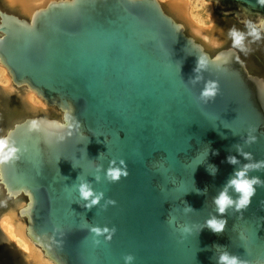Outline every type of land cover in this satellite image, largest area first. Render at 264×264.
Returning <instances> with one entry per match:
<instances>
[{
  "label": "water",
  "instance_id": "1",
  "mask_svg": "<svg viewBox=\"0 0 264 264\" xmlns=\"http://www.w3.org/2000/svg\"><path fill=\"white\" fill-rule=\"evenodd\" d=\"M213 1L264 30V0ZM0 34L12 81L63 112V120L16 122L3 152L17 151L0 162L6 192L28 196L20 214L46 256L56 264H217L228 251L264 264V186L247 209L227 210L222 233L206 226L222 218L213 197L234 168L264 161V77L237 49L211 55L160 0H50L29 18L0 10ZM209 80L219 91L205 103ZM125 165L126 177L107 179L109 167ZM249 176L264 179V169ZM83 181L94 197L103 193L90 210Z\"/></svg>",
  "mask_w": 264,
  "mask_h": 264
},
{
  "label": "rangeland",
  "instance_id": "2",
  "mask_svg": "<svg viewBox=\"0 0 264 264\" xmlns=\"http://www.w3.org/2000/svg\"><path fill=\"white\" fill-rule=\"evenodd\" d=\"M49 1L50 0L43 5L35 7V9L44 7ZM160 1L165 10L179 22L185 24L187 33L202 43L211 55H215L219 50L234 47L240 52L241 57L246 62L249 70L255 75L264 77V32L262 29L256 26L249 27L246 23L241 22L235 13L218 11L216 9V2L213 0H188L195 9L200 11L206 25L212 26L216 31L223 32L219 43L208 45L203 39L196 37L189 30L186 23L167 7L169 0ZM0 6L4 7L9 12L20 15L21 17L29 18L31 16V13L22 11L18 5H10L6 0H0ZM210 13H212V17L209 16ZM238 37L240 38L239 43L236 42ZM1 66L3 67V65L0 64V94L2 95V97H0V140H4L8 129L13 127L16 122L21 121L26 117L46 116L63 120V112L57 107L49 105L43 100V98H41L43 103L33 104L29 98V93L32 90L26 86H15L8 69L9 80H6L8 78L1 73ZM5 90L9 92L5 94ZM26 104L31 106L32 109L28 108V105ZM0 194L5 202L1 215L14 212L18 215L17 219H19V222L23 223L27 230L28 220L25 216L20 214V209L26 206L28 196L21 194L17 198L8 197L5 194V188L2 184H0ZM35 245L46 258L50 259L46 256L41 246L36 243ZM5 256V253L0 250V260L4 259Z\"/></svg>",
  "mask_w": 264,
  "mask_h": 264
},
{
  "label": "clouds",
  "instance_id": "3",
  "mask_svg": "<svg viewBox=\"0 0 264 264\" xmlns=\"http://www.w3.org/2000/svg\"><path fill=\"white\" fill-rule=\"evenodd\" d=\"M237 43L240 42V38H237ZM204 67V61L201 59H197L196 67L193 69L195 73H199L201 68ZM193 81L202 79V76H196L190 78ZM219 91L218 82L209 80L205 83L203 90L201 91L200 98L207 103L209 100H212L216 97ZM71 135V133H70ZM256 137L252 136L246 139V143L255 142ZM7 145V141L0 140V162L8 161L17 151L15 148L10 149L6 154L3 152L4 148ZM238 153L242 155L245 160L251 161L252 154L249 152L243 151L241 146H238ZM218 154V153H217ZM227 163L231 165H238L240 161L238 156L229 155L227 158ZM115 163V161H113ZM120 163L122 165L125 164L124 160H121ZM102 167V166H101ZM212 168H215V173H211L213 175L216 174L218 168L212 165ZM264 169V161L253 162V163H245L242 167L234 168L232 175L226 180L225 184L219 191V193L213 197V202L216 205L217 212L221 215L222 218H217L216 216H212L206 221V226L210 228L213 232L219 234L222 233L228 223L226 216L224 214L228 209L234 208L235 211L241 212V210H245L252 202V197L256 194L257 186H264V179H261L257 176H249L250 170H259ZM127 167H109L107 170V179L110 181H118L122 176L126 177L128 175ZM79 178V176H78ZM99 179V177L97 178ZM79 193L83 200H88L90 197H94V191L91 188L90 184L87 181H83L79 184ZM231 190V191H230ZM207 189L203 190V193L206 194ZM197 192H201V190L197 189ZM233 193L237 195H233ZM103 196L101 192L99 195H95L93 199H91L90 203L84 204L83 207L87 209H91L93 205L98 204L100 198ZM111 203H115V201H110ZM188 210H194L190 205H187ZM92 231L97 235L100 234V229L98 227L92 228ZM107 231V229H105ZM182 231L185 233H190L191 229L188 225H184L182 227ZM111 239V236L108 237ZM223 247V246H219ZM126 261H132L133 256L128 255L125 257ZM217 264H244V262L239 258V256L235 254H230L228 251H224L221 253L217 259Z\"/></svg>",
  "mask_w": 264,
  "mask_h": 264
},
{
  "label": "bare ground",
  "instance_id": "4",
  "mask_svg": "<svg viewBox=\"0 0 264 264\" xmlns=\"http://www.w3.org/2000/svg\"><path fill=\"white\" fill-rule=\"evenodd\" d=\"M10 5H18L22 11L32 13L35 7L43 5L48 0H6ZM167 7L181 18L189 30L208 45H215L221 41V31H216L212 26L206 25L200 11L195 9L188 0H169ZM212 17V13L209 15ZM185 25V24H184ZM1 73L8 77L7 68L1 66ZM5 94L9 91L5 90ZM33 104L43 103L41 97L35 92L29 93ZM28 105V104H26ZM28 108L31 106L28 105ZM20 216V215H19ZM18 215L14 212L2 215L0 218V249L5 253V258L0 264H55L39 251L33 240L29 237L23 223L19 222Z\"/></svg>",
  "mask_w": 264,
  "mask_h": 264
},
{
  "label": "flooded vegetation",
  "instance_id": "5",
  "mask_svg": "<svg viewBox=\"0 0 264 264\" xmlns=\"http://www.w3.org/2000/svg\"><path fill=\"white\" fill-rule=\"evenodd\" d=\"M0 10H2V11H6V12H9L8 10H6L4 7H2V6H0ZM9 13H13V12H9ZM16 14V13H15ZM18 15V14H17ZM20 16V15H19ZM241 21V20H240ZM242 22V21H241ZM243 23H245V22H243ZM249 26V25H248ZM249 27H251V26H249ZM256 27H259L260 29H262L260 26H256ZM262 31L264 32V30L262 29ZM0 36H1V34H0ZM240 53V52H239ZM241 55V54H240ZM246 63V62H245ZM0 64L1 65H3L1 62H0ZM247 65V64H246ZM248 67V66H247ZM249 69V68H248ZM250 71V70H249ZM251 72V71H250ZM252 73V72H251ZM13 84L15 85V86H17V87H24V86H19V85H17V84H15L14 82H13ZM1 87V86H0ZM27 87V86H26ZM0 97H2V95L0 94ZM3 186V185H2ZM5 194L8 196V197H11V198H17V197H14V196H10L7 192H6V190H5ZM24 194V193H23ZM21 195V194H20ZM19 195V196H20ZM26 195V194H25ZM27 196V195H26ZM4 205H5V202H4V200H3V198L1 197V194H0V215H1V213H2V210H3V208H4ZM2 216V215H1ZM1 216H0V218H1ZM26 217V216H25ZM27 218V217H26ZM0 232H1V229H0ZM35 242V241H34ZM36 243V242H35ZM37 244V243H36ZM39 245V244H38Z\"/></svg>",
  "mask_w": 264,
  "mask_h": 264
}]
</instances>
